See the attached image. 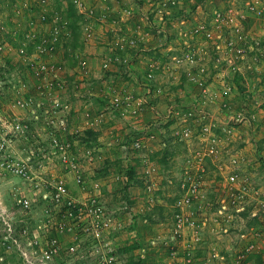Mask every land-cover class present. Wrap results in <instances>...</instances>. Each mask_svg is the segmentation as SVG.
Returning <instances> with one entry per match:
<instances>
[{"label": "rangeland", "instance_id": "1", "mask_svg": "<svg viewBox=\"0 0 264 264\" xmlns=\"http://www.w3.org/2000/svg\"><path fill=\"white\" fill-rule=\"evenodd\" d=\"M68 1L0 2V45L4 47L0 53V105L11 129L27 116L20 105L29 100L42 118L35 126L37 139L26 143L47 140L50 131L45 122L68 115V110L57 111L50 101L48 86L57 82L59 88L53 94L58 99L61 95L68 106L69 132L93 129L100 133L91 150L92 161L86 155L88 164L83 168L92 171L85 187L96 189L94 197L100 205L117 212L122 228L111 238L118 252L134 242L145 251L153 245L161 251L158 264H170L163 242L169 238L175 208L184 194L182 187H188L185 179L198 173L202 182L193 207L198 219L207 221L202 236L212 248L200 246L202 238L192 250L193 263L208 261L217 239L221 240L216 248L219 256L228 260L229 242L233 244L250 221L249 217L233 218L231 231L220 236L216 233L211 217L218 205L227 203L224 185L229 176L237 173L246 179L238 188L248 191L247 203L257 204L256 196L264 197V19L248 10L250 5L261 9L264 0H203L194 11L195 0L166 10L149 0H70L77 7L76 22L67 18ZM178 12L182 13L173 15ZM218 14L231 19L217 22ZM41 15L47 18L46 25L56 16L68 25L75 23L82 33L83 50L77 64L71 66L69 47L63 40L59 55L39 60L47 72L35 77L29 62L22 64L14 43L30 18L38 21L39 31L47 28L39 22ZM67 31L70 40L72 33ZM87 31L89 38L85 37ZM206 31H210L211 40ZM133 34L141 36L140 43L133 48L124 46L122 39ZM228 41L233 43L231 50ZM239 76L245 81L240 82L246 87L244 94L237 90L235 78ZM6 130L11 131L10 127ZM8 135L12 145L2 146L5 156L18 157L21 135L14 136L12 131ZM74 147L77 158L88 153L83 147ZM164 150L172 155H168L166 166L157 163L159 156L151 160L154 153ZM56 159L50 156L46 167L60 172L64 167ZM105 160L111 163L108 174L94 179V168ZM136 160L140 161L136 179L142 186L130 185L127 196L125 173ZM21 182L10 177L1 183V200L9 202L14 188L26 192ZM155 207H161L160 211ZM148 213H153L157 223L144 218ZM260 245L262 255L264 238ZM119 256L122 264L125 256ZM247 261L257 264V256L251 255Z\"/></svg>", "mask_w": 264, "mask_h": 264}, {"label": "built area", "instance_id": "2", "mask_svg": "<svg viewBox=\"0 0 264 264\" xmlns=\"http://www.w3.org/2000/svg\"><path fill=\"white\" fill-rule=\"evenodd\" d=\"M149 1L161 10L185 2V0ZM78 5L81 6V3ZM251 6L253 5L248 8L250 13L264 19V7L258 10ZM230 19V16L224 17L222 14L215 17L217 22L230 21ZM28 21V29L23 34V40L16 52L22 59V64L29 62L28 65L36 77L47 72V67L41 65L39 60L59 55L62 41L69 37V32L66 30L67 22L61 21L57 16L46 25L47 18L41 15L39 22L47 27L42 31L36 29L38 26L36 20L30 18ZM59 24L61 27L58 26ZM47 30L48 37L40 35L41 32L45 33ZM204 34L211 40L210 31ZM135 35L133 34L132 38L127 40L122 39L121 43L133 48L135 44H138L137 41L142 39L141 36L138 38ZM85 37H90L89 31ZM227 47L231 50L233 43L228 41ZM3 49L4 47L0 45V53ZM151 76L149 73L148 77ZM53 84L51 81L48 86L50 91H52ZM51 97L52 106L60 108V101L56 95ZM125 99L128 100L129 97ZM20 107H25L28 114L24 120L17 121L12 130V123L2 114L0 105V185L10 177H18L27 187L26 192L14 188L9 202L1 200L2 197H0V264H120L118 248L113 243L111 235L122 228V223L118 220L117 212L100 205L99 200L94 197L96 189L88 190L89 188L86 189L85 184L81 183L82 174L79 169L83 168V164L78 159L79 157L71 154V143L62 138L67 124V118L64 115L65 119L52 118L45 122V129L50 131L47 141L50 144L52 157L57 156V162L64 167L60 172L47 169V164L51 162L50 158L47 163L40 161L38 165L35 164V159H33L35 149L43 148L41 147L42 142L38 140L35 142L37 146L35 149L25 144L18 154H15L18 157L5 156L2 146L11 147L12 139L11 135H8L11 131L14 136L20 134L19 137H22L24 142L37 139L38 136L32 133L31 123L41 120L39 111L29 100ZM37 107L40 106L37 105ZM63 107L64 109L59 110L58 108L57 111L67 112L68 110L69 114L67 104ZM54 111L52 109L50 112L54 113ZM7 127H10L11 131H7ZM135 146L140 148L139 143H135ZM86 152L88 153H85V157L89 155L88 160L92 161L91 152ZM201 173L204 174V170H201ZM239 176L237 173L229 176L224 185L227 191V203L223 201V204L214 212V218L211 217L218 235L226 233L225 226L234 217L232 212L242 210L247 204L248 191L245 188L242 190L238 188L243 186L246 179ZM185 180L188 182V187L185 190L182 187L184 196L182 195L175 208L169 238L162 241L168 252L170 264H194L192 250L202 241L203 228L207 225V221L198 219V211L193 207L198 199L202 175L197 173V176ZM67 183L77 186L79 191L76 193H82L83 197L79 199L76 194H72L67 188ZM242 201L245 203H241ZM255 202H258V206L264 210V197L256 196ZM33 203L36 206L32 209ZM152 248H154L153 245ZM231 248L233 256L227 264H249L247 257L260 251L257 240L254 237L253 240L248 239L246 235H241L239 242L229 245L228 249L231 250ZM150 250L152 249L148 248L145 251L140 248L136 254L145 258ZM212 252L208 256V261L202 260L203 264H209L210 261L213 264L216 260L222 261L216 248Z\"/></svg>", "mask_w": 264, "mask_h": 264}, {"label": "trees", "instance_id": "3", "mask_svg": "<svg viewBox=\"0 0 264 264\" xmlns=\"http://www.w3.org/2000/svg\"><path fill=\"white\" fill-rule=\"evenodd\" d=\"M202 1L203 0H195L194 5L191 6V10L194 11L195 8L198 6V4H201ZM76 8H77L76 5H74L73 2H71L69 0L66 14H67V18H69L71 20H74L73 22H76L75 16L77 15V12H78ZM30 10L32 11L31 8H30ZM180 13H182V12L174 13L173 15L176 16V15H178ZM64 20L65 19H61V21H64ZM61 24H63V22ZM28 25H29V23H28ZM58 26L61 27L60 24ZM27 29H28V27H25L23 29V31H22L19 39H18V42L14 43V44H16L17 47L20 45L21 41L23 40V34H24V32H26ZM66 30H70L71 33H72L71 39L68 40V39L65 38L64 42H65V40L67 41L65 47H69L70 54L68 53V55H70V58H72V60H70V65L71 66H75V64H77V61H78V55L83 50L82 49L83 48V45H82L83 41L81 39L82 38V33L80 31V28L75 23H71L70 25H68V23H66ZM40 35H44V36L48 37L49 36L48 30L45 33L41 32ZM7 40H9L10 43L12 42L9 36H7ZM139 43H140V41H139ZM116 53H119V51H117ZM66 56H67V54H66ZM146 74H149V73H146ZM235 81H236V84H237V90H239L241 93L243 92V94H244L245 91H246V87L244 88V86L240 84V82H244V84H245L243 76L236 77ZM151 86L154 87L153 85H151ZM152 87H151V89L153 90ZM58 88H59L58 83L54 82L52 91L50 93V96L54 95L53 93H55L58 90ZM62 98L63 97L60 95L59 96V101H60L59 105L61 107L60 108L58 107L59 110L63 108V105H66V102H63ZM69 115H70V111H69V114L66 116V118H67V124H66V128H65L66 130H65L62 138H63V140L68 141V142L71 143V150H70L71 154L73 156H77V150L74 147L75 145L78 146V147H83L85 149V151H90L91 152V150L95 146H97V139L99 138V134L100 133L99 132L98 133L94 132L93 129H87V130H84L82 132L76 131L75 133L71 134L69 132L70 131L69 130L70 129V125H69V120H68V116ZM40 122H41V120L34 121L31 124V127L34 128V125H36L37 123H40ZM23 143H24V141H22L19 144L22 147H24ZM30 146L32 148H34V149L37 147V146H35V144L31 145V143H30ZM41 147H43V148L42 149L40 148L39 150L35 149L36 150L35 151V156H33V159H35V164L36 165H38L40 163V161H44V163H47L48 158H50V156L52 157V154H51L52 151L50 149V144H49V142L47 140L42 143ZM43 154H44V156H43ZM92 154H93V152H91V155ZM168 155H171V153L169 151H167V150H164L161 153H154V155L151 156V160H154V158L158 159V156H159L160 158L158 159L157 163H162L164 166H166L168 164ZM78 159L83 164V166L85 164H88L87 157L78 158ZM110 164L111 163H109L108 160H105L102 163H100L98 168H94V172H92V177L94 179H100L101 177L106 176L108 174L109 167L111 166ZM139 164H140V161L136 160L135 165H133V166L130 165L127 168V170H126L125 174H126V177H127V180H126L127 184L124 186L123 189H124V192H126L127 196H129L128 195L129 194L128 193V187L130 185L136 184V185H138L140 187L142 186V182L138 181L136 179V174H137V170H138ZM112 165H114V164H112ZM91 171L92 170H90V169L86 170L85 168L79 169L80 174H82L81 183H84L85 186H87L86 182H88L89 179H90L89 174L91 173ZM21 184H22V182H21ZM73 187H77V186L67 183V188L70 189L72 194H75V191L77 192V190L79 191V189H72ZM175 200H176V198H175ZM129 203L132 204V201H129ZM38 205H39V203H38ZM35 206H36V204L33 203L32 204V209L35 208ZM160 208L161 207H159V208L155 207V210H159L160 211ZM217 208H219V205L217 206ZM217 208L215 209V211L217 210ZM152 214L153 213H150V214L148 213V214H146L144 216V218H146L147 220H149L153 224L157 223V221L152 218V216H151ZM233 216H234V218H239V219H243V218L246 219L247 217L250 218V221L249 220L247 221V227H245V229L243 230V234L246 233L249 237H254L258 241V244L260 245V240L264 238V210L261 209L257 204H255V203L251 204L250 203L249 205L247 204V206H245L242 210L237 211L236 213L234 212ZM32 219L33 218H31V220ZM233 222L234 221H233V218H232L230 220V223H229L230 227L228 226L229 224H227L225 226L226 233H228L229 231H231L233 229V226H232ZM231 227H232V229H231ZM140 246H141L140 243L134 242L131 245L119 248L118 255L120 253V255L122 254V255L125 256V260L122 261V264H158V259L160 258L159 254H160L161 251L159 249L151 248L152 250L150 252H148V255L145 258H141L137 254L135 255V251L137 249H140ZM257 258H258L257 259V264H264V263H262L261 255H258ZM119 260L121 261L120 256H119ZM247 260H248V257H247Z\"/></svg>", "mask_w": 264, "mask_h": 264}, {"label": "crops", "instance_id": "4", "mask_svg": "<svg viewBox=\"0 0 264 264\" xmlns=\"http://www.w3.org/2000/svg\"><path fill=\"white\" fill-rule=\"evenodd\" d=\"M203 233H204V231H203ZM203 233H202V234H203ZM208 237H210L209 234H208ZM202 238H203L204 242H201L200 246L202 245L203 248H206V247H207V248H212V245H211L210 247L206 246V245H207V244H206V241H207V240L205 241L204 236H203ZM218 238H221V237H218ZM213 240H214V239H213ZM218 241H219V239H217V242H216V244H215L216 248H217V246H220V244H221V243H220L221 240H220L219 242H218ZM237 241H239V236H238V238H236V239L234 240V243H233V244L237 243ZM229 244H230V245H233V244L230 243V242H229ZM221 251H222V249H221ZM202 253H204V251H202ZM226 254H229V257H230V258H229L228 260L225 259V261H224V259L221 258L222 261H221V260H218V262H216V263H214V264H227V263H229V262L231 261V259H232L233 251L227 249V253H226ZM135 255H136V251H135ZM255 255L258 256L259 254H255ZM260 255H261V254H260ZM257 259H258V258H257ZM261 259H262V263H264V256H263V255H261ZM226 261H227V263H226ZM199 262L202 263V259H199ZM249 262H251V264H253L252 261H249ZM249 262H248V263H249ZM198 264H199V263H198ZM249 264H250V263H249Z\"/></svg>", "mask_w": 264, "mask_h": 264}, {"label": "clouds", "instance_id": "5", "mask_svg": "<svg viewBox=\"0 0 264 264\" xmlns=\"http://www.w3.org/2000/svg\"><path fill=\"white\" fill-rule=\"evenodd\" d=\"M2 1H4V0H0V2H2ZM14 1H15V0H14ZM32 123H33V122H32ZM32 123H31V124H32ZM35 126H36V125H34V128L31 127L32 133H33L34 135H35V130H36V129H35ZM36 134H37V133H36ZM20 138L22 139V137H20ZM22 141H24V140L22 139ZM25 144H27V143L24 142V145H25ZM247 204H249V203H247ZM247 204H246L245 206H247ZM257 205H258V204H257ZM245 206H244V207H245ZM232 214H233V212H232ZM233 218H234V217H233ZM225 234H227V233H225ZM225 234H224V235H225ZM243 235H246V236H247V234H243ZM240 236H241V235H240ZM240 236H239V238H240ZM202 237H203V236H202ZM249 239H252V240H253V237H249ZM237 242H239V241H237ZM257 244H258V241H257ZM258 245H259V244H258ZM259 247H260V245H259ZM232 250H233V249H232ZM256 254H259V255L261 254V248H260V251H259L258 253H256ZM262 255L264 256V254H262ZM250 256H251V255H250Z\"/></svg>", "mask_w": 264, "mask_h": 264}]
</instances>
